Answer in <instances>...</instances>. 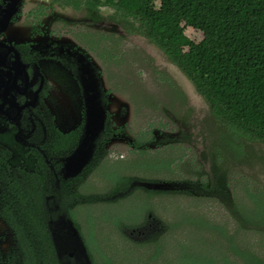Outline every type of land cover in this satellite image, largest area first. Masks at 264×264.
Listing matches in <instances>:
<instances>
[{
  "label": "trees",
  "instance_id": "obj_1",
  "mask_svg": "<svg viewBox=\"0 0 264 264\" xmlns=\"http://www.w3.org/2000/svg\"><path fill=\"white\" fill-rule=\"evenodd\" d=\"M58 1L75 9L85 8L89 12L107 7L113 11L117 22L126 25L130 34H139L156 46L204 99L210 115L223 129L221 136L224 145L234 157H244V141L264 147V0ZM187 29L200 31L202 39L199 42L193 41L186 35ZM177 155L174 150L168 157L162 155V159L146 158L141 166L146 172L160 170L161 176L165 174V170L176 172L177 178L185 181L179 170L184 165H179L181 158L176 157ZM194 158H191L190 163L197 179L184 183L207 193L208 197L215 198L216 191L220 192L221 199L217 197V201H223L222 205L232 217L235 229L229 232L225 226L211 224L202 216L193 220L181 218L176 222L164 221L163 228L170 234L188 226L210 232L217 238L203 242L194 237L189 243L178 246L173 263L164 264H264V188H246L245 201H233L226 182L224 185L217 176L204 178ZM102 177L112 180L113 184L100 180L104 186L98 189L89 183L76 182L79 185L76 193L64 190L57 194L46 207L57 203L61 210L59 213L45 211L38 184L33 178L30 179L27 197L24 198L22 191L18 195L21 212L15 216L18 221H14L16 225L25 223L30 235L27 253L23 240L20 239L22 233L19 237L23 264H59L48 230V220L63 213L79 230L92 264H118L117 259L131 257V249L136 248H146L145 251L149 253L138 264H158L165 245L163 235L144 243L125 238L124 241L127 240L132 248H125L120 252L115 250V254L106 256L98 243L96 223H109L121 237H126L121 231L122 227H136L141 221L148 219V214L155 211L152 203L154 199L167 195L171 200L180 194L188 195V191L142 190L134 195L136 200L131 201L130 205H125L122 201L132 195L117 199L100 198L97 201L96 197L93 199L90 196L97 192L106 193L111 186L114 187L115 181L123 183L121 178L113 179L105 174ZM217 180L218 184H223L224 191L219 190ZM117 191L116 187L111 193ZM97 205H105L106 210L95 216ZM110 208L119 210L107 211ZM121 208L135 209L137 212L133 217L129 212L124 217L118 216L122 215L119 212ZM80 218L85 220L84 224L80 223ZM197 234L199 233H193ZM251 237H254L255 242L249 244L246 239ZM110 249L112 250L111 247ZM125 260L124 263L119 260L120 264L133 263V258Z\"/></svg>",
  "mask_w": 264,
  "mask_h": 264
},
{
  "label": "flooded vegetation",
  "instance_id": "obj_2",
  "mask_svg": "<svg viewBox=\"0 0 264 264\" xmlns=\"http://www.w3.org/2000/svg\"><path fill=\"white\" fill-rule=\"evenodd\" d=\"M79 10H85V15L73 18L72 13ZM86 11L58 0H0V264L24 263L19 240L27 253L30 235L25 223L14 221L21 212L18 195L22 191L27 197L31 178L50 213L61 210L57 203L53 208L47 203L64 190L76 193V182L89 170L108 184L112 180L104 174L123 179L106 193L92 194L93 199L163 191L159 185L146 186L159 182L160 170L146 172L141 166L146 158L162 159V151H176L179 165H184L180 176L185 183L191 181L186 174L191 177V157L188 148L180 145L182 137H161L163 130L156 129L139 132L132 139L124 133L128 105L112 100L106 68L118 60L110 46L120 42L115 36L130 33L114 17L110 20L116 26L105 17L93 20ZM94 110L104 114L92 160L77 176L64 178L63 159L79 146L87 111ZM117 141H125L128 148L122 152ZM172 172L165 170L166 180L178 179ZM116 187L118 191L111 193Z\"/></svg>",
  "mask_w": 264,
  "mask_h": 264
},
{
  "label": "rangeland",
  "instance_id": "obj_3",
  "mask_svg": "<svg viewBox=\"0 0 264 264\" xmlns=\"http://www.w3.org/2000/svg\"><path fill=\"white\" fill-rule=\"evenodd\" d=\"M84 11L73 12V18L85 15ZM86 16H92V19L97 21H101L105 17L106 22H110L112 21L110 17H113V11L103 7L99 13L94 15L91 13L90 15V12H87ZM112 24L116 26L114 21H112ZM185 32L195 42L202 39L200 31L187 29ZM115 38L120 42L110 46L111 50L117 55L118 60L113 65L108 64L106 75H108V85L114 91L112 99L114 103L125 102L128 105L126 119L122 121L125 123L124 133L127 137L132 139L139 132L149 129L163 130L161 137L164 134L182 137L180 145L188 148V154L191 158L195 157L194 160H197L199 170L204 174L203 177L208 179L217 176L224 185L226 182L233 201L240 199L245 201L244 191L246 188H264V147L257 143L244 141V157H234L222 141L223 129L212 118L206 102L196 92L194 86L184 74L143 36L136 37L127 34L120 38L115 36ZM117 124L120 125V122L117 121ZM124 142H115L116 146H122V152L128 148V143ZM163 146L167 148L165 144ZM162 152L163 156L168 157L167 155L173 153V150ZM116 155H121V152ZM192 169L191 166V177H189L190 173H186L191 181L197 179L193 175ZM93 172V170L87 171L82 176L83 179L79 180V184L89 183L101 189L104 184L98 177L94 176ZM159 177H161L159 182L146 184V186L159 185L163 191H188L189 194H180L171 200L167 198V195L154 199L152 203L155 206V211L148 214V219L141 221L136 227H122L121 231L123 230L122 232L126 237H121L111 224L97 222L96 235L98 243L106 256H112L115 254V250L120 252L122 249L132 248L127 240L144 243L163 235L165 245L158 264L173 263L177 257V248L180 244L189 243L192 239H195L194 237L203 242L217 239L210 232L200 231L188 226H184L183 229L170 234L163 228L164 221L168 223L176 222L181 218L193 220L202 216L211 224L225 226L229 232L235 229L232 217L222 205L223 201L222 203L217 201L218 198L221 199L220 192L216 191L215 198L208 197L207 193L197 191V188L193 186H186L187 184L183 180L168 181L165 175ZM218 182L219 180H217V184ZM223 184H218L221 192L224 191ZM76 187H79V185H76ZM134 199L136 200L132 196L122 202L125 205H130V202ZM96 200L100 201L101 199L97 198ZM54 204L51 206L52 208L56 206ZM104 206L97 205L95 216L106 210ZM122 208L119 211L122 215L118 216L124 217L126 212H129L128 214L133 217L137 212L135 209L124 210ZM118 210L119 208L107 209L110 212H118ZM179 211L182 212L179 213ZM80 221V223H85L83 218H80ZM194 232L199 234L193 235ZM125 238L127 240L124 241ZM246 241L252 244L255 239L251 237ZM145 249H131L133 255L129 258L123 257L126 259L125 261L133 258L132 264H138L139 260L143 261L144 257L149 254ZM137 258L140 259L137 260ZM124 259H117L118 264L120 262L124 263Z\"/></svg>",
  "mask_w": 264,
  "mask_h": 264
},
{
  "label": "water",
  "instance_id": "obj_4",
  "mask_svg": "<svg viewBox=\"0 0 264 264\" xmlns=\"http://www.w3.org/2000/svg\"><path fill=\"white\" fill-rule=\"evenodd\" d=\"M87 112L85 130L79 146L63 159L64 178L77 176L92 160L95 140L102 130L104 112ZM48 230L59 264H92L78 229L66 214L49 219Z\"/></svg>",
  "mask_w": 264,
  "mask_h": 264
}]
</instances>
